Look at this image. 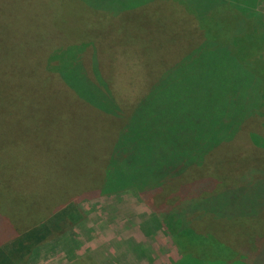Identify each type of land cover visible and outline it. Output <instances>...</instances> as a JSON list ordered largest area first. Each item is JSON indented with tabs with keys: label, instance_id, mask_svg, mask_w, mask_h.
<instances>
[{
	"label": "rangeland",
	"instance_id": "obj_1",
	"mask_svg": "<svg viewBox=\"0 0 264 264\" xmlns=\"http://www.w3.org/2000/svg\"><path fill=\"white\" fill-rule=\"evenodd\" d=\"M86 4L85 0H0V216L17 231L50 218L68 204L80 216L72 223L66 220L63 232L35 248L25 264H173L182 254L231 261L240 253L243 245L239 243L246 244L250 237L247 245L255 249L264 236V224L259 221L233 222L232 229L221 234L214 228L206 230L214 222L206 219L187 228L188 240L180 241L155 225L152 211L134 191L99 194L105 145L119 122L80 103L76 102L77 108L57 99V94L68 101L75 98L61 85L55 61L63 56L65 63L69 60L90 79L97 70L128 111L149 81L176 65L201 37L192 17H184L188 22L178 25L182 21L175 8L183 5L174 0L118 14ZM168 7L170 11L165 10ZM257 10L264 14V0H259ZM246 29L237 48L212 51L215 55L200 63L194 92L178 87L176 94L189 99L190 111L201 107L203 100L206 105L211 100L207 98L216 79L225 80L217 73L241 72L230 70L227 59L235 65L250 63L249 72L264 84V31ZM207 31L206 36L221 38ZM214 65L220 70L213 69L216 76L210 80L204 69ZM184 74L180 70L172 75V84L179 85ZM262 92L258 114L249 104L252 113L240 125L248 133L264 134V87ZM234 100L224 94L219 101ZM236 112L228 107L223 114ZM188 127L193 131L203 125ZM243 142L241 151L246 154L251 142L247 138ZM208 163L213 165L206 160L205 169ZM176 198L173 192L165 199L173 202ZM150 201L154 206L163 202L158 195ZM218 222L223 225L224 221ZM210 229L215 231L213 240L219 252H213L211 233H206Z\"/></svg>",
	"mask_w": 264,
	"mask_h": 264
},
{
	"label": "trees",
	"instance_id": "obj_2",
	"mask_svg": "<svg viewBox=\"0 0 264 264\" xmlns=\"http://www.w3.org/2000/svg\"><path fill=\"white\" fill-rule=\"evenodd\" d=\"M85 1L90 8L118 14L143 6L150 9L151 6L155 7L156 2L172 0ZM174 1L183 5L182 9L175 8L180 12L178 17L182 21L178 25L188 22L184 17H192L190 19L195 21L200 34L198 30L195 32L201 38L196 39L192 51L184 55L176 65L164 70L156 80L153 78L149 81L145 92L135 97L128 111L122 109V99L113 95L110 86L100 78L97 70L91 80L78 67L70 65L69 60L65 63L63 56L55 61L54 70L60 77L61 85L76 100L68 97V101L58 94L57 99L77 108L80 107L77 103H80L95 114L111 118L117 124L119 122L117 130L112 129L111 137L105 145L106 164L99 194L134 191L152 211L155 225L170 238L178 237L183 241L187 228L193 229L195 226L192 224H200L206 219L214 221L206 230L214 228L221 234L226 233L225 229L231 230V223L237 221L253 224L259 221L262 226L264 166L261 167V163L264 162V134L248 133L240 126L249 117L248 112L252 113L249 104L255 107L254 111L258 114L264 87L262 79L258 75L253 77L249 72L250 63L235 65L232 59H227L225 63L230 70L241 72H232L228 76L217 73V76L225 80L216 79L208 95L207 99L211 100H207V105L206 100H203L201 107L193 108L197 116L193 110L188 109L189 99L176 94L178 87L195 91L196 75L202 69L200 63L215 55L212 51L226 52L237 48V44L248 33L247 27H252V32L264 31V14L257 10L259 0ZM165 10L170 11L169 7ZM237 24L241 26L240 30L238 27L235 29ZM206 31H212L221 38L206 36ZM258 41L259 44L263 42ZM246 47H250V44H246ZM213 69L220 70L216 65L204 69L210 80L216 76ZM180 70H185V79L178 82L179 85H174L172 75ZM45 85L50 86L48 81ZM157 90L159 93L156 95ZM224 94L236 100L230 103L219 101ZM228 107L237 112L224 115ZM191 123L203 127L190 131L188 126ZM246 138L251 144L245 154L241 151V143ZM206 160L213 163H208L207 169L203 167ZM187 173L191 174L186 176ZM173 192H176L177 198L173 202L166 201L165 198ZM155 195L164 203L152 205L150 199ZM79 218L75 208L68 204L50 218L17 231L0 216V264H25L35 248L63 232L68 225L66 220L72 223ZM218 221L225 223L222 225ZM206 233H211L213 252H219L213 240L215 231L210 229ZM216 233L220 234L218 231ZM187 236L192 239L190 235ZM249 240L246 244L239 243L238 246H243L235 260H201L190 254H182L173 264H264V236L255 244V249L247 245ZM179 247L184 250L182 246Z\"/></svg>",
	"mask_w": 264,
	"mask_h": 264
},
{
	"label": "crops",
	"instance_id": "obj_3",
	"mask_svg": "<svg viewBox=\"0 0 264 264\" xmlns=\"http://www.w3.org/2000/svg\"><path fill=\"white\" fill-rule=\"evenodd\" d=\"M152 219H153V217H152ZM154 220V219H153ZM158 230V229H157Z\"/></svg>",
	"mask_w": 264,
	"mask_h": 264
}]
</instances>
